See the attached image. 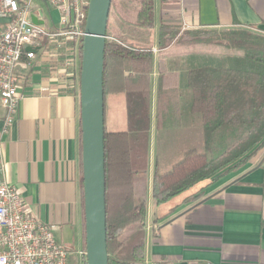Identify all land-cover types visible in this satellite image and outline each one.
<instances>
[{
	"label": "crops",
	"instance_id": "crops-1",
	"mask_svg": "<svg viewBox=\"0 0 264 264\" xmlns=\"http://www.w3.org/2000/svg\"><path fill=\"white\" fill-rule=\"evenodd\" d=\"M140 5L138 0L136 24ZM154 6L155 25L142 26L154 30L153 39L136 45L154 55L146 250L142 264H264V149L239 169L214 182L199 183L162 205H157L152 195L156 167L161 172L152 142L154 130H158L161 59L170 72L178 75L183 111L182 78H186L185 85L190 90L189 109L193 100L188 74L194 67L171 68L167 52L177 42L160 48L161 24L180 30L238 26L264 35V0H154ZM131 11L130 0H112L108 33L125 44L122 37ZM46 12L53 16L55 10ZM225 55L228 61L229 54ZM27 61L24 59L18 70L20 101L15 122L2 135L0 179L18 189L38 219L55 225L54 234L62 246L78 251L85 248L80 81L77 75L64 73L63 60L54 61L39 52L30 65ZM105 112L108 131L127 129L124 94L107 95ZM4 119L0 97V133ZM191 124L198 126L199 120L194 118ZM187 126L185 122L180 128L162 130L178 131ZM189 148L193 147L182 149L178 157H183Z\"/></svg>",
	"mask_w": 264,
	"mask_h": 264
},
{
	"label": "trees",
	"instance_id": "trees-1",
	"mask_svg": "<svg viewBox=\"0 0 264 264\" xmlns=\"http://www.w3.org/2000/svg\"><path fill=\"white\" fill-rule=\"evenodd\" d=\"M137 22L140 26L155 25L154 0H141ZM179 33L180 28L161 24L160 48L185 40L233 49L238 54L228 55L227 66H200L189 71L188 86L193 95L189 112L201 120L205 151L187 149L167 172L156 167L152 195L157 205L239 169L264 148V35L238 26L191 29L183 31L181 37ZM107 34L112 36L108 30ZM118 40H106L105 111L107 95L124 94L127 129L113 132L105 125L108 264H142L148 201L138 186L149 172L154 55L149 49ZM80 57L82 62V44ZM158 70L156 128H180L186 115L178 75L168 70L163 59ZM81 190L86 248L83 177Z\"/></svg>",
	"mask_w": 264,
	"mask_h": 264
},
{
	"label": "built area",
	"instance_id": "built-area-1",
	"mask_svg": "<svg viewBox=\"0 0 264 264\" xmlns=\"http://www.w3.org/2000/svg\"><path fill=\"white\" fill-rule=\"evenodd\" d=\"M88 5L89 0H0V97L5 108L0 153L2 135L14 124L19 108L18 70L24 59L30 65L40 52L63 60L64 73L80 81ZM50 8L58 11V21L47 15ZM33 16L43 23H35ZM107 39L120 42L113 36ZM54 228L28 209L16 187L0 179V264H88L86 248H65Z\"/></svg>",
	"mask_w": 264,
	"mask_h": 264
},
{
	"label": "water",
	"instance_id": "water-1",
	"mask_svg": "<svg viewBox=\"0 0 264 264\" xmlns=\"http://www.w3.org/2000/svg\"><path fill=\"white\" fill-rule=\"evenodd\" d=\"M112 0H89L80 74L82 171L88 264H108L105 48ZM35 23H43L33 16Z\"/></svg>",
	"mask_w": 264,
	"mask_h": 264
},
{
	"label": "rangeland",
	"instance_id": "rangeland-1",
	"mask_svg": "<svg viewBox=\"0 0 264 264\" xmlns=\"http://www.w3.org/2000/svg\"><path fill=\"white\" fill-rule=\"evenodd\" d=\"M132 11L130 14L129 26L126 30V34L122 39L130 45H138L140 42H150L153 39L154 30L139 26L134 22V18L137 12L138 0H130ZM54 19L58 21L59 14L54 9ZM180 30L179 37L183 34ZM253 31V30H252ZM225 53L238 54L237 51L221 46H211L203 44H189L187 41L182 40L177 42L173 49L167 52V58L171 64L172 69L182 70L183 66L200 67V66H227L228 61ZM183 61H186L183 63ZM174 63V64H173ZM186 64V65H183ZM182 94H183V106L186 115V123L188 128L192 126V119L198 118L197 115H192L189 112V95L190 90L185 85L186 78H182ZM199 120L198 126L184 128L183 130H154L153 136V153L156 158V163L160 167L161 172H167L171 170L173 164L178 162L182 157H178L182 149L188 147H196L200 151H205L204 135L201 120ZM190 133L188 134V132ZM264 149V148H263ZM178 157V158H177ZM153 166V164H152ZM153 171V167H152ZM149 183V176L147 180L142 182L139 187V193H145L148 197L147 190ZM151 197V195H150ZM58 236V235H56Z\"/></svg>",
	"mask_w": 264,
	"mask_h": 264
}]
</instances>
